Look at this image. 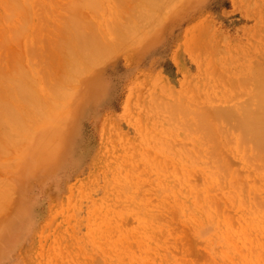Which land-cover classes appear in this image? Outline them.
<instances>
[{"label":"rangeland","instance_id":"rangeland-1","mask_svg":"<svg viewBox=\"0 0 264 264\" xmlns=\"http://www.w3.org/2000/svg\"><path fill=\"white\" fill-rule=\"evenodd\" d=\"M116 1V13L126 10L125 4L118 5ZM127 1L138 5L137 0ZM69 2L0 0V86L7 85L5 76L11 68H25L30 81L39 86L34 87L37 96L48 104L39 106L47 114L37 117L39 121L42 119V125L38 121L37 124L26 123L30 118L24 115V123L21 118L22 123L16 130L7 127L12 132L0 136V141L4 138L0 142V211L3 212L0 213V264H264V229L261 225L252 227L251 231H255L252 235H255L251 238V233L243 234L246 225L244 227L240 220L244 214L252 217L258 214L255 217L264 220V171L251 174L252 165L237 162L238 155L233 157V146L229 147L233 144L227 139H218L224 134L221 135L222 126L213 129L220 136L215 133L210 136L216 121L205 119L209 122L205 124H213L209 132L207 124L203 123L207 136H199L204 130L198 132L199 128H205L204 120L199 119L201 109L209 112L213 97L216 100L212 101L218 104L211 103L218 107L215 112L231 109L235 101L232 105L230 98L241 96L246 90L237 84L240 77L248 68L264 65V0H167L165 8H161L165 1L159 6L157 0L153 3L160 10L149 12L148 9L154 7L146 8L149 15L155 13L154 17L142 11L145 13L142 19L146 15L148 19L139 24L134 22L137 19H132L134 24L127 27L135 25L128 28L135 29L133 33L127 32L126 26L122 27V41L115 42L116 50L121 49L102 52L107 58L104 63L98 66L104 57L99 56V60L93 55L94 59L97 57L94 62L92 59L82 61L83 58L79 60L82 65L79 70L63 72L64 61L54 48L58 36L54 29L64 23V17L70 16ZM3 3L9 6L8 10ZM102 7L99 13L88 10L79 13L91 20L88 23L99 26L95 35L105 28L103 24L112 4L106 1ZM135 8L127 12V16L132 11L141 15L140 6ZM133 14L131 16L135 17ZM107 30L106 26L102 32L107 33ZM105 34L101 33L99 39L105 40L104 44H114L111 38L114 34L111 33L110 38ZM30 48L38 50L39 54L31 57ZM83 62L91 66L83 67ZM92 63H96L93 70ZM63 76L66 88L60 85ZM41 77L47 78L54 87L50 83L46 88L48 81L45 79L43 83ZM207 81L212 90L207 88ZM50 85L57 92L56 96H49L57 97L58 103L62 101L50 103H57L58 106L54 105L58 110L50 109L46 100ZM208 97L210 102H206ZM176 104L179 108L186 105L190 114L194 111L196 115V110H200L197 119L202 126L194 125L197 121L192 123L194 130L200 126L196 133L192 124V128L188 127L191 132L187 129V122L194 120L190 114L192 120L187 115L177 123L181 108ZM173 106L178 108V112L173 109L176 118L172 115ZM185 112L182 114L186 116ZM34 114L32 116H37L36 112ZM228 131L232 132V137L237 135L236 130L229 128ZM206 137L211 147L206 148L207 140L202 141ZM210 137L222 142H209ZM212 143L213 146L222 143V151L219 148L222 160H218L221 158L216 155L218 147H213ZM200 146L206 149L203 153ZM209 150L214 151V155ZM206 151V156L212 154L209 156L213 160L204 155ZM196 152L204 155L198 156L200 160L210 159V163L204 161L203 164L221 167L219 162L231 171L228 173L222 168L227 177L222 174L221 181L209 178L211 182H205L210 187L204 182L206 188H203L201 182L205 178L198 180L203 173L206 177L210 174L208 171L223 172L217 166L212 172L213 165L209 170L204 168L206 166L202 168L199 159L194 161ZM188 157L199 166L196 163L194 166ZM239 165L240 169L244 166V172L249 170L251 176L258 173L254 176L261 182L252 180L246 172L247 180L244 172L238 179L230 176ZM196 169L205 171L200 174ZM238 171L239 168L236 176ZM192 172L199 173V177ZM196 177L200 183L195 187ZM235 179L239 180L240 187L234 186ZM249 179L251 186L258 188L253 190L254 187L245 183V189H252L250 198L244 195L249 191L245 192L242 187ZM216 184L220 186L217 188ZM232 185L238 187L240 194L232 189L227 191ZM190 186L199 187L196 192H190ZM228 192L233 196L238 193L236 197L229 194L231 199L236 198V205L226 199ZM239 196L244 207L249 209L253 200L255 205L263 207L262 211L254 212L255 215H250L251 211L245 213L248 209L245 211L239 206L242 201ZM247 199L249 204L246 205ZM258 200L263 205L257 204ZM252 205V209L255 208ZM258 206L256 210L260 209ZM242 234L250 238L246 236L241 240ZM256 235L259 238H255Z\"/></svg>","mask_w":264,"mask_h":264},{"label":"bare ground","instance_id":"bare-ground-1","mask_svg":"<svg viewBox=\"0 0 264 264\" xmlns=\"http://www.w3.org/2000/svg\"><path fill=\"white\" fill-rule=\"evenodd\" d=\"M70 1V2H69ZM106 1H108V2H110L111 4H112V8L110 9V11H109V14H108V16H107V20L105 21V23L103 24V26H105V28L103 27V29L105 30L106 29V26L107 27H109V30L111 31H109V30H107L108 32V34L106 33H104V32H102L103 31V29H102V31L100 30L99 31V33L101 32L103 35L105 34V36H107V37H109L110 38V36H112V34H114L113 35V37H111V38H113L112 39V42H114V44L113 43H111V44H104V42H105V40L104 41H101V39H99L100 38V34H96L95 35V33L98 31V28H99V26H97L96 24H94V23H92V22H90V23H88V21H91V20H86V17L85 16H79V13L80 12H83V11H85V10H88L89 12H92V13H96V12H100L102 9H103V7H102V5H103V2H106ZM157 0H137V3H138V5H136V6H140V10H141V15H139L137 12H134V11H132V13L131 14H133V12L134 13H136L137 14V16H139V19L141 20V21H139V19L137 18V16H135L134 14V16L135 17H132L131 16V14L129 13V15H130V17H129V15L127 16V12H129L132 8L133 9H137V8H135L136 6H134V5H132L131 3H129V1H127V0H123V2H121V1H116V4H118V5H124L125 4V8H126V10H121V11H119L118 13H116L115 11H117V10H115V8H114V5H115V0H68V2H69V5H68V3H67V5H68V7H67V10L69 11V15L70 16H66V17H64L63 18V20H64V23H62L61 24V26L59 25L58 26V28H56V29H54V30H57V34H58V36H57V38L54 40V48H55V50H56V53H58L57 55H59L60 53H61V55H60V58L59 59H62V61H64L63 63H64V66H63V72L65 71V69H68V70H79L80 69V67H82V65H80L81 64V62H79V60H81V59H83L82 61H85V59H86V61L85 62H87V61H89V59H92L93 60V62L95 61V59L97 58V57H99V56H103L101 53L103 52H112V51H114V50H116V46H115V42H118V43H120L121 41H122V38H123V36H124V30L122 29V27L123 26H126V30H127V32H128V28H134V26L133 27H127V25L129 26V25H133L134 24V22H138V24L139 23H141V22H143V20H145V19H148L147 17L149 16H151V14H152V16L151 17H154L153 15H155V13L153 14V12H155L156 11V9H158V10H160L161 8H165L164 7V5H167L166 3V1L167 0H159L160 1V4H159V6L160 5H162L161 3H164L163 1H165V4H163V6L160 8L159 6H157V8L154 6V3L153 2H156ZM171 1V0H170ZM123 3V4H122ZM158 3V2H157ZM5 3H3V5H4ZM169 4V3H168ZM5 6H7V10H8V5L7 4H5ZM115 6H117V5H115ZM10 7H11V5H10ZM102 7V8H101ZM118 7H120V6H118ZM142 7H145V8H143V10H142ZM148 7H150V8H153V10H151V9H148ZM101 8V9H100ZM121 8H123L124 9V7L122 6ZM120 8V9H121ZM148 9V11L150 12V11H153V12H151V14L149 15V12L147 11V9ZM100 9V10H99ZM146 9V11H144ZM155 9V10H154ZM11 10V9H10ZM10 10H9V12H10ZM115 10V11H114ZM138 10H139V8H138ZM142 11L143 12H145L146 14L148 13V16L146 15V17H144L145 19H142V15L144 14L145 15V13H142ZM138 12H140V11H138ZM261 12H263V11H261ZM262 14V13H261ZM143 15V16H144ZM156 16H157V14H156ZM128 17V18H127ZM141 17V18H140ZM150 17V18H151ZM262 18V17H261ZM7 20H8V18H6ZM128 19V20H127ZM132 19H134V20H136V21H131ZM263 19V18H262ZM127 21H128V23H127ZM137 24V23H136ZM131 25V26H132ZM46 26V25H45ZM43 27H44V24H43ZM136 27H138V25H136ZM45 28V27H44ZM100 29V28H99ZM133 30H135V29H130L129 31H131L132 33L134 32ZM95 31V32H94ZM114 31V32H113ZM130 32V33H131ZM98 33V32H97ZM112 33V34H111ZM132 33H131V38H132ZM99 35V36H98ZM101 37H104V36H101ZM127 37H129V36H127ZM130 38V37H129ZM108 39V38H107ZM111 40V39H110ZM109 40V41H110ZM53 44V43H52ZM57 45H58V47H57ZM53 48V49H54ZM112 49V51H110ZM114 49V50H113ZM117 49L118 50H116V52L117 51H119V49H121V47H117ZM31 50V51H30ZM30 50H29V52L30 53H28V55L30 54V56L31 57H35V55L37 54V52H38V50H34V49H32V48H30ZM37 51V52H36ZM26 52H28V49H27V51ZM36 52V53H35ZM107 52V53H108ZM35 54V55H34ZM39 54V53H38ZM37 54V55H38ZM65 56H63V55ZM106 54V53H105ZM104 54V55H105ZM93 55H96L97 57H95V59H94V56ZM108 55V54H107ZM107 55H105V56H107ZM29 56V57H30ZM64 57V58H63ZM93 57V58H92ZM104 57V56H103ZM108 57V56H107ZM65 58H67V60L65 61L64 59ZM105 58V57H104ZM102 58L104 61H102V59L99 57V60H100V62L99 63H97V65L99 66V65H101L102 64V62L104 63L105 62V60L107 59V58ZM28 59H31V58H28ZM66 62V63H65ZM80 63V64H79ZM87 64V63H86ZM86 64L84 65V62H83V67L84 66H86ZM90 65H88L87 64V66H91V63H89ZM93 65H92V70H93V68H95V65H96V63H92ZM88 67V69H89V71H90V68ZM254 67H256V66H254ZM252 67H250V68H248L246 71H245V74L242 76V77H240L239 79V81L240 82H242V83H237V81H238V79H237V81H236V83L238 84V85H240V86H242V87H244L246 90L243 92V94L240 96H237V97H235V95H233L232 97H231V95H230V101H231V104H232V102H234L232 105H233V107L232 106H230V107H232L231 109H225V110H220V111H218V112H215L214 110H216L218 107H214L213 105L214 104H211L212 102H214L216 99H215V97H213V99H215L214 101H212L211 100V102H210V99H209V97L208 98H206V102L208 101V102H210L209 104V107L210 106H212L211 108H210V110H209V112H207V111H205L204 109H201V111H203V112H201L200 113V110L199 111H197L196 110V115H199L198 117L195 115V113H194V111L193 112H191V114H190V112L188 111V110H186V105H183V107L181 108V106H180V108L178 107L179 106V104H178V106H177V104H176V106L181 110L179 113H177V123H180L181 121H182V118L181 117H183V119H185L184 117H187V115L188 114H190V116H192V118H194V120H192L191 119V117H190V119L189 120H192V122L191 121H189V122H187L188 123V126H187V129H189L190 130V128H188V127H191V124L193 123V121H197L198 122V119L197 118H199L200 117V114H201V117L199 118L200 119V121H203L202 122V124L204 123L205 124V122H207V123H209L208 122V120L209 121H216V127L215 126H213V124H207V128H208V130L207 131H209L210 130V128H212L211 126H213V128L209 131L210 132V134L212 133V135H210L211 137H213V135H214V133H215V136L216 135H218L219 134V136H220V133H218L219 131H217V133L218 134H216V131L215 132H213V129H219L221 126H222V128L224 127L225 129H223L222 130V128L220 129L221 130V138H219L218 137V139L220 140V139H222V141H226V139H227V142L229 141L231 144H233V145H229V147L230 146H233V153H232V150H231V153L233 154V157H235L234 155L236 154V155H238V159H237V162H239V161H243L244 163L243 164H245V165H249V166H251L252 165V168L251 169H253V172H251V174L252 173H254L255 171L257 172H259V170H261L260 172L261 173H263L262 172V170L264 171V65L261 67V66H257L256 68H253V69H255L256 71H254L253 69H251ZM87 69V70H88ZM66 73V72H65ZM64 73V76L67 74H65ZM28 75H30L29 74V72H28V70H26L25 68H23V69H20V68H18V67H14V68H11L10 70H9V72H8V74H6V76H5V78H6V80H7V85H3V86H0V136L1 135H3L5 132L8 134V132H12V130L13 129H17V126H18V124H21L22 122H21V118H22V116H24L25 118L27 117V118H30L31 119V121H29L30 119H28L27 121L28 122H26V123H32V121H33V124H37V122L36 121H38L40 124H41V122H42V119H41V121H39V118H37V117H39V116H41L40 114L41 113H44L42 110H41V108L39 107V106H42V105H44V106H46V105H48L47 103H44L43 102V98L41 99V97L40 96H37V93H38V91H35V89L36 88H34V87H36L37 86V88L39 87L38 86V84L36 85V83L34 82V81H30V79H29V76ZM72 75V74H71ZM64 76L62 77V80H60V82L62 83H60V85H63L64 86V88H66L65 87V85L66 84H64L65 83V81H64ZM42 79H44L42 82L43 83H45L46 81H48V79L47 78H45V77H41ZM64 78V79H63ZM77 77H73L72 79H76ZM41 79V80H42ZM45 79H46V81H45ZM235 81V80H234ZM34 82V83H33ZM32 83L33 84H35V85H32ZM42 83V84H43ZM50 83H52V82H50ZM49 81L47 82V83H45V85L46 84H48V86L46 87V88H49ZM210 83V82H209ZM208 83V81H207V83L205 82V84H207V88H209L208 86H210V84ZM233 82H231V84H232ZM235 82H234V84H236ZM59 84V83H58ZM209 84V85H208ZM241 84H243V85H241ZM52 85H53V87H54V84L52 83ZM52 85H50V87L52 86ZM94 85V84H93ZM92 87V86H91ZM95 88H94V92H95V94H97V87H96V85L94 86ZM211 87V86H210ZM230 87H231V85H230ZM220 88V87H219ZM54 89V88H53ZM52 89V87L50 88V89H47V90H49L48 91V99L49 98H52L53 96H49V95H55V93L57 92V91H55L54 92V90ZM81 89V88H80ZM204 89H206V85H205V87H204ZM78 90V89H77ZM207 90V89H206ZM209 90H212L211 88H209ZM80 91V90H79ZM85 91H87V89L85 90ZM92 91V90H91ZM204 91V90H203ZM202 91V92H203ZM208 91V90H207ZM206 91V92H207ZM37 92V93H36ZM76 91H74V93H75ZM88 92V91H87ZM90 92V91H89ZM210 92H212V91H210ZM40 93V92H39ZM223 93V92H222ZM76 94V93H75ZM79 94V93H78ZM77 94V95H78ZM89 94H92V92L91 93H89ZM203 94H205V93H203ZM208 94H209V92H208ZM208 94H206V95H208ZM39 95V94H38ZM56 96V95H55ZM53 97V99H51V101H50V99L48 100V99H46V95H45V97H44V101H45V99L47 100V101H49L48 103H49V108L51 109V108H56L55 106L56 105H54V104H57L58 103V101H56L58 98L57 97ZM201 96H203V95H201ZM209 96V95H208ZM39 97H40V99L42 100V102H41V100L39 99ZM223 97V96H222ZM221 97V98H222ZM204 98H205V95H204ZM203 98V99H204ZM211 98V97H210ZM56 99V100H55ZM232 99V100H231ZM238 99L240 100V99H242L241 101H238ZM47 101H45V102H47ZM53 101H56L57 103H54L53 105H51L52 104V102ZM61 100L59 99V102H60ZM38 102H40L39 104H38ZM62 102V101H61ZM60 102V103H61ZM43 103V104H42ZM51 103V104H50ZM60 103H58V104H60ZM215 103V102H214ZM35 104H38V105H35ZM58 104H57V106H58ZM180 105H182V104H180ZM215 105H217L218 106V104H216L215 103ZM38 106V107H37ZM50 106H53V107H50ZM71 106V105H70ZM70 106H68L69 108H70ZM32 107H35V108H38L37 109V111L40 109L41 110V112H39V114H38V112L37 111H35V109L34 108H32ZM175 108V106H173V108H172V115H174V113H173V109L175 108V111L176 112H178V108ZM209 107H204L206 110L209 108ZM30 108V109H29ZM48 108V111L49 112H51V110ZM64 108H67L66 106H64ZM183 108H185L184 110H186V112H187V114H186V116L185 115H183L184 114V110L182 111V109ZM213 108H215V109H213ZM21 109H23V110H25L27 113V115L23 112V110H22V112H21ZM57 109V108H56ZM68 109V108H67ZM177 109V110H176ZM30 110H32V111H30ZM34 110V111H33ZM45 110H46V108H45ZM58 110V109H57ZM71 110V109H70ZM211 110H212V112H211ZM174 111V112H175ZM21 112V113H20ZM34 112H36V114H37V116H32V115H35L34 114ZM47 112V111H46ZM185 112V113H186ZM206 112V113H205ZM30 115H29V114ZM48 113V112H47ZM183 113V114H182ZM193 113H194V115H193ZM198 113V114H197ZM200 113V114H199ZM205 113V114H204ZM45 115H47L46 113H44ZM44 114H42L43 116H44ZM72 114V113H71ZM203 114L205 115L204 116V119H202V117H203ZM39 115V116H38ZM50 115H52L53 116V114H52V112L50 113ZM182 115V116H181ZM30 116V117H29ZM42 116V117H43ZM69 116H71L70 115V113H69ZM175 116V115H174ZM196 116V117H195ZM26 118V119H27ZM32 118H34V119H32ZM170 118H171V116H170ZM175 118H176V116H175ZM175 118H174V120H175ZM24 121H23V123L25 122V120L26 119H24V118H22ZM38 119V120H37ZM173 119V118H172ZM172 119H170V120H172ZM188 119V118H187ZM186 119V121H188ZM202 119V120H201ZM205 119H208L207 121L205 120ZM194 123V125H200L199 124V122L198 123ZM43 123V122H42ZM74 123V122H73ZM210 123H212V122H210ZM17 124V125H16ZM184 124H186V123H184ZM183 124V125H184ZM203 124V125H204ZM205 124V125H206ZM15 125V126H14ZM25 125V124H24ZM42 125V124H41ZM194 125L192 124V127H194ZM204 125V126H205ZM211 125V126H210ZM217 125H220L219 126V128H218V126ZM12 126V127H11ZM19 126H22V125H19ZM178 126H180V124H178ZM200 126H202V125H200ZM200 126H196V130H194L195 129V127L194 128H192L193 130H194V132L196 133V131L198 130V128L197 127H200ZM12 128V130H8V129H6V128ZM16 127V128H15ZM73 127V126H72ZM184 128H186L185 126H183ZM183 127L181 128V131H184V130H182L183 129ZM9 128V129H10ZM204 128V127H203ZM233 129V130H236V132H237V135L235 136V137H232V132L229 134V131H228V129ZM18 129H19V127H18ZM200 130H198V132L199 131H201V130H204V132L202 133H200L199 134V136L201 137L202 136V134H204V135H206V133H207V131H205L206 130V126H205V128L204 129H201V128H199ZM7 130V131H6ZM180 130V129H179ZM189 130H187V132L189 131ZM10 132V133H11ZM189 132H191V130L189 131ZM2 133V134H1ZM70 133V132H69ZM69 133H68V137H69ZM71 133H72V131H71ZM182 133V132H181ZM185 133H186V131H185ZM184 133V134H185ZM37 134V133H36ZM191 134H193V133H191ZM198 134V133H197ZM196 134V135H197ZM10 136L12 135L13 136V138H15L14 137V135L13 134H9ZM208 135H209V133H208ZM9 136V137H10ZM39 136H40V134H39ZM207 136V135H206ZM209 137V136H208ZM210 137V140H209V142H214V144H215V142L217 143V138L216 137H214L213 138V140H212V138ZM230 137H232V139L230 140V139H228V138H230ZM203 138H205V136H203ZM202 138V139H203ZM216 138V139H215ZM4 140V138L3 139H1V141L0 142H2ZM204 140H207V143H206V148H208V147H211V146H208V145H211L210 143H208V138L206 137V139H203L202 141H204ZM216 140V141H215ZM218 140V141H219ZM222 141H219V142H222ZM206 142V141H205ZM228 142V143H229ZM202 143V142H201ZM203 144V143H202ZM201 144V145H202ZM218 145L219 146H217L218 147V149H216V151L218 150V154H216V155H220V157L221 158H219L218 160H222V156H221V154H219L220 153V150L222 151V147H220V145H222V143L221 144H219L218 143ZM203 146V145H202ZM202 146H200L201 147V149H199L200 151H201V153H203V149H205V148H203ZM212 146H213V143H212ZM215 146V145H214ZM213 146V147H214ZM215 146V147H216ZM247 146V147H246ZM158 147V146H157ZM219 148H220V150H219ZM232 148V147H231ZM212 150H213V148H211ZM206 150V149H205ZM204 150V151H205ZM212 150H209V152L210 153H212ZM199 151V152H200ZM208 151H206L205 152V156H206V153H207ZM196 153H198V152H196ZM196 153H195V155H196ZM214 151H213V155H214ZM222 153V152H221ZM199 154V155H198ZM197 155H196V157H195V155L194 154H192L193 155V157L194 158H196V159H194V161H196L197 159H199V157H203L204 155L203 154H201L202 156H200V153H198ZM212 154H209L208 153V155L206 156V157H208L209 155H211V156H213ZM232 154H231V156H232ZM191 154H189L188 156H190ZM199 156V157H198ZM211 156H209V157H211ZM205 157V158H206ZM215 157V156H214ZM217 157V156H216ZM215 157V158H216ZM189 158V157H188ZM192 157H190L189 159L190 160H192V162H194L193 161V159H191ZM205 158H202L201 160H203V159H205ZM214 158V159H215ZM239 158H240V160H239ZM211 159L213 160V158L211 157ZM188 160V159H187ZM200 159H199V161L198 162H200V165H201V163L202 162H207V163H210V159L208 160V158H207V161L206 160H203V161H201ZM216 160V159H215ZM235 160V159H234ZM189 161V160H188ZM191 162V161H190ZM190 162H188V163H190ZM192 162H191V164H192ZM222 162V161H221ZM187 163V164H188ZM195 163L196 162H194V166H195ZM207 163H202L203 164V166H202V168L204 167V166H206V167H204L206 170L208 169L209 170V166H212L213 165V163H212V165L211 164H207ZM214 163H215V161H214ZM185 164V163H184ZM207 164V165H206ZM217 164H220L221 165V167H219L218 165H213L214 167H210V170H212V172H213V170L215 169V167L217 168V169H219L220 168V170L222 169V168H224V170H225V168L227 169V167H222V165L223 164H221V163H219V162H217ZM239 164V163H238ZM256 164V165H255ZM190 165V164H189ZM193 165V164H192ZM240 165H242V164H240ZM239 165V171L240 170H245V168H243L242 167V169H240V166ZM184 166V165H183ZM185 166H186V164H185ZM196 166H199L197 163H196ZM208 166V167H207ZM224 166V165H223ZM189 167V166H188ZM219 167V168H218ZM230 167V166H229ZM181 168H183V167H181ZM198 168V167H197ZM211 168H213V169H211ZM238 168H233V169H235V170H233L232 171V174L230 175V176H232L233 178L234 177H237L236 179H238V177H243L244 176V174H243V170H242V173H241V171H240V173H239V171H238V175L236 176V173L237 172H235L236 170H238ZM250 168V167H249ZM175 169L176 168H174V171H175ZM194 170H195V168H193ZM200 169V168H199ZM199 169H196L197 171L199 170ZM187 170H189V169H187ZM186 170V171H187ZM201 170V169H200ZM228 170V173H229V171H231V168L230 169H227ZM227 170H226V172H227ZM180 171V170H179ZM185 171V172H186ZM205 171V170H204ZM203 170L202 171H198L200 174H202L203 172H204ZM249 170H246L245 172L246 173H249L250 174V172H248ZM176 172H177V170H176ZM175 172V173H176ZM182 172V171H181ZM215 172H219L218 170L217 171H215L214 170V172L213 173H211V171H208L207 173H210L209 175L207 174V176L205 177V173H203V175L204 176H200L201 178V180L198 178V180L199 181H202V179L203 178H205V179H203L204 181L203 182H201V184L203 183L204 184V182H205V180H207V181H209V180H211V178L212 179H214V180H217L218 181V179H219V181H221L220 179V177L221 176H223L224 175V178H226L227 177V175L228 174H225L224 172H223V169H222V172L223 173H215ZM234 172V173H233ZM244 172V173H245ZM191 173V172H190ZM192 173H194L195 174V172H192ZM199 173H196L195 174V176H198V175H200ZM246 173H245V175H246ZM177 174H178V172H177ZM223 174V175H222ZM239 174L241 175V176H239ZM242 174H243V176H242ZM251 174H250V176H251ZM255 174H257L256 176H258V173H255ZM254 174V175H255ZM260 174V173H259ZM178 175H181L180 174V172H179V174ZM225 175H226V177H225ZM253 175V176H254ZM208 176H210V177H208ZM251 176L250 178H252V180H256V176ZM199 177V176H198ZM232 177H230L231 179H232ZM247 177H249L248 176V174L246 175V180H247ZM261 176H259V178H260ZM207 178V179H206ZM210 178V179H209ZM254 178V179H253ZM209 179V180H208ZM235 179V184H234V186H239V184H240V182H239V180H236ZM240 180H241V178H239ZM245 179V178H244ZM261 179V178H260ZM263 179V178H262ZM261 179V180H262ZM196 180H197V177H196ZM197 180V181H198ZM257 180H258V178H257ZM256 180V181H257ZM264 180V179H263ZM262 180V181H263ZM194 182L193 183V185L194 184H196V183H200V182ZM207 181L205 182V184L207 183ZM225 181V180H224ZM231 181H233V180H231ZM236 181H238V182H236ZM243 181H245V180H242V182ZM249 181V182H248ZM248 181H245V182H243V184L242 185H244L245 183L247 184V186H249L248 184H250V186L252 185V183H251V179H249ZM255 181V182H256ZM260 180H258L257 182H259ZM211 181H209L208 183H210ZM248 182V183H247ZM261 182V181H260ZM229 183V182H228ZM232 183H234V182H232ZM232 183H230V184H232ZM254 183V182H253ZM202 184V185H203ZM204 184V185H205ZM226 184V183H225ZM238 184V185H237ZM246 184H245V186H242L243 188H244V190H245V192H247L246 190H248L249 192H247V194L245 193L244 195H248L247 197H251V195L249 194L250 193V191L252 190L251 188H253L252 186H251V188H250V190H249V187L248 188H246L245 189V187H246ZM255 184V183H254ZM253 184V185H254ZM257 184V183H256ZM192 185V184H191ZM200 187L202 186V185H200V184H198ZM203 185V186H204ZM207 185V184H206ZM229 185V184H228ZM258 185V184H257ZM195 187L197 186V184L196 185H194ZM198 186V187H199ZM202 186V187H203ZM208 186V185H207ZM217 186H220L219 184H216L215 185V187H217ZM230 186V185H229ZM233 185L231 186V187H233V188H229L227 191H229V190H233L234 191V193H235V191L237 192H239V189H238V187H234ZM241 186V185H240ZM239 186V187H240ZM197 187V188H198ZM208 187H210V186H208ZM214 187V186H213ZM214 187V188H215ZM197 188H195V189H197ZM203 188H206V186H204ZM218 188V187H217ZM238 190H237V189ZM255 188H257V187H254L253 188V190L255 189ZM195 189H193L192 188V186H190V192H196V190ZM226 189H227V187H226ZM235 189V190H234ZM258 189V188H257ZM231 190V191H232ZM198 191V193H199V189L197 190ZM257 191V190H256ZM242 193V192H241ZM225 194V193H224ZM223 194V195H224ZM227 195H226V199H231V196L229 195V194H232V192H228V193H226ZM239 194H240V192H239ZM235 195V194H234ZM236 195H238V193H236ZM236 195L235 196H233V194H232V197H236ZM243 195V200H244V196ZM225 196V195H224ZM241 196V195H240ZM239 196V197H240ZM196 197V196H195ZM241 198V197H240ZM242 198L240 199V200H242ZM248 198V199H249ZM234 199H236V198H234ZM234 199H231V201H232V203H230V204H232L233 205V203L236 205L237 204V201L236 202H234ZM247 199V202H246V205L247 204H249L248 202H249V200ZM252 199V198H251ZM202 200V199H201ZM200 200V201H201ZM243 200L242 201H239V202H241V204L239 205V206H243L244 207V205H242L244 202H243ZM262 200H264V199H262ZM213 201V200H212ZM228 201V200H227ZM226 201V202H227ZM230 201V200H229ZM260 200H258L257 201V204H259L258 202H259ZM1 202V201H0ZM203 202V201H202ZM243 202V203H242ZM254 202H256V201H253L252 200V202H250V204L249 205H251L250 206V208L248 209L247 208V206L246 207H244L245 208V211L248 209V211L247 212H245V211H243V212H245V213H248L249 211H253V214L250 212V215H255L254 214V212L256 213V211L257 212H260V211H262V210H264V205L262 204V202H264V201H262V202H260V204H262L263 205V207L260 205V207L258 206V205H255V203ZM2 203V202H1ZM0 203V204H1ZM201 203V202H200ZM252 203L254 204V207L256 208L257 206L260 208V209H258V210H256L255 208H253V209H255V211L252 209V207H253V205H252ZM213 205H214V203H212ZM204 205V204H203ZM234 205V206H235ZM248 205V206H249ZM238 206V207H239ZM205 207V206H204ZM261 207L263 208L262 210H261ZM4 208V207H3ZM241 208V207H240ZM5 211H6V209H4ZM0 213H3V212H1L0 211ZM244 214V213H243ZM257 214V213H256ZM262 214L264 215V211L262 212ZM248 215V216H247ZM247 215H245L244 214V216L243 215H241L240 216V220L244 223V227H245V225H246V230H245V232L243 233V234H245V233H251V235H250V237L251 236H254L255 234H253L252 235V233L253 232H255V231H251L252 230V227H254V226H257V225H261L262 226V228L264 229V220H262L260 217L259 218H256L257 216H258V214H257V216L254 218V217H252V216H249V214H247ZM242 234V235H243ZM246 236H248V235H243V236H241V240H245V237ZM258 235H256L255 236V238L257 237ZM236 237H239L237 234L236 235H234V238H236ZM249 237V236H248ZM249 237V238H250ZM252 238V237H251ZM257 238H259V237H257ZM237 239V238H236ZM235 240V239H234ZM256 240V239H255ZM232 241H233V239H232ZM241 242V241H240Z\"/></svg>","mask_w":264,"mask_h":264}]
</instances>
